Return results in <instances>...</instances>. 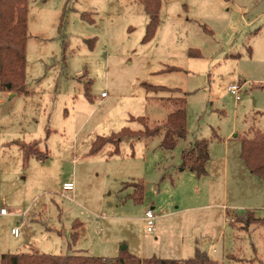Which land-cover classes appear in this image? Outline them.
Masks as SVG:
<instances>
[{"label": "rangeland", "instance_id": "rangeland-1", "mask_svg": "<svg viewBox=\"0 0 264 264\" xmlns=\"http://www.w3.org/2000/svg\"><path fill=\"white\" fill-rule=\"evenodd\" d=\"M146 21L138 0H27L29 94L0 92V140L32 132L46 156L15 166L16 147L0 145V170L6 161L19 168L8 180L2 173L0 210L10 213L0 216V255L71 254L67 243L72 224L79 221L83 231L76 248L83 254L116 258L125 248L140 257L162 240L159 231L154 238L158 203L165 205L162 214L175 208L183 210L181 217L193 214L184 208L196 204L191 199L195 182L176 178L174 171L188 143L209 142L208 166L215 175L226 153L229 161L240 157L238 136L251 137V129L264 134V0H161L159 25L153 38L142 43ZM193 50L199 57L188 56ZM232 85L241 87L238 102L228 91ZM102 93L106 98L101 101ZM178 98L186 101L187 138L173 151L160 148L159 134L123 139L116 155L111 146L88 155L97 136L122 128L142 130L132 117L145 118L149 129L162 125ZM163 174L172 175L173 186H166ZM258 179L252 183L228 176L225 186L221 178L217 181L218 207L210 211L216 214L213 232H221L219 250L221 244L230 252L244 248L246 239L232 237L241 235L230 225L238 216L264 219V204L255 196H238L256 192L264 185ZM70 181L74 194L61 197L62 185ZM138 181L144 194L142 203L135 204L128 196L136 188L124 185ZM224 188L228 201L240 207L234 210L239 214L223 220ZM11 204L28 216L11 214ZM150 207L153 233L143 220ZM247 210L254 216L243 214ZM16 227L14 238L10 232ZM221 262L228 264L225 258Z\"/></svg>", "mask_w": 264, "mask_h": 264}, {"label": "trees", "instance_id": "trees-1", "mask_svg": "<svg viewBox=\"0 0 264 264\" xmlns=\"http://www.w3.org/2000/svg\"><path fill=\"white\" fill-rule=\"evenodd\" d=\"M226 2L228 0H225ZM143 7V12L147 17L145 35L142 43L150 41L159 25V11L161 0H138ZM83 19L87 15H82ZM89 20V19H88ZM89 21H93L90 19ZM26 41H27V0H0V92H9L13 95H27L26 89ZM189 57H199V52L193 50L188 53ZM174 71L176 68H169ZM90 85V82H88ZM85 96L90 99L88 89H85ZM176 109L171 112L166 121L153 129L145 125V118L133 117L130 120H137L143 125L139 131H130L128 128H122L109 136H97L88 151V155L98 154L104 147L111 146V155L118 154L119 144L123 139H148L162 134L160 148L164 151H173L178 141H185L187 138V118L186 101L184 98H178L175 101ZM251 137H239L241 144L240 159L244 162L249 173L259 179H264V134L258 130L251 129ZM48 135V130H47ZM17 146L23 155V164L25 165L31 157H44L45 154L38 150L36 141L31 143L17 142ZM209 160V142L198 140L191 143L181 152V162L176 171L182 173L187 171L194 174L197 178L206 175V163ZM131 185L136 188V192L129 195L128 198L135 204L143 201L144 186L138 182L126 183L124 187ZM243 214H250L246 212ZM238 216L234 222L240 224L241 230H246L250 225L263 226L264 220L254 217L242 219ZM237 220V221H236ZM70 242L67 245L71 249L76 245L80 238L81 223L75 221L72 224ZM78 226V227H77ZM0 264H220L208 256V254L195 249L192 257L183 260L161 259L150 257L140 259L129 254L125 248L120 251L116 258H101L89 256L86 254H66V255H48L43 253L32 254H2L0 255Z\"/></svg>", "mask_w": 264, "mask_h": 264}, {"label": "crops", "instance_id": "crops-1", "mask_svg": "<svg viewBox=\"0 0 264 264\" xmlns=\"http://www.w3.org/2000/svg\"><path fill=\"white\" fill-rule=\"evenodd\" d=\"M26 89H27V86H26ZM1 93L10 94L9 92H1ZM28 94H29V91H28ZM17 96H20V95H17ZM104 98H106V96ZM104 98H101L100 100L102 101V99ZM22 132L18 133L17 136L11 134V136L8 139L2 138V140H0L1 146L6 144V146L9 145V146L16 147V155H15L16 159H15V164H14L15 166L21 165L20 162L24 166L23 155L19 147L17 146V142L28 144V143L36 141L38 143L37 141L38 138L37 136H34L35 135L34 133L27 132L26 134H23ZM50 132H51L50 129H48V135L46 132V139H48ZM37 133H38V130H37ZM190 144L191 143H188L185 148H187L188 145ZM209 161L210 159L208 160L205 166L206 175L200 178H197L194 174L189 173L187 171H184L182 173L177 172L176 169L180 165V163L177 167H175L174 171H175V176L177 175L176 178H183L189 181L193 180L195 182L194 184L196 186L195 187L196 196L194 198H191V197L190 198L194 199V202H196V204L194 203L193 207L184 208V210H187L189 213H193V214L190 216L188 215L189 217H186V214H184V217H181L179 215L181 214L183 210L182 209L178 210V208H175L172 212L170 211L167 214L166 213L162 214L164 213L165 205H161L160 203H158L157 207L159 209V213L161 214H158L157 216L160 222H159V226L157 227V234L154 238H155V241H157L158 231H159L161 232L160 237L162 238V240L157 241V243L159 242V244H156V245L154 244L151 251L148 249L146 252H144V254H140V257L138 256L136 257L140 259H147V258L154 256V257L161 258V259L183 260V259L192 257L195 252V249L199 248L200 250L205 251L209 257L216 260L218 263H220L222 259L225 258L228 264H253V263L264 264V225L255 226L253 224L249 226L246 230H241L236 227L237 224L233 226V223H234L233 221V223L230 225L235 229V231L241 233V235L237 234L232 237L234 239L236 237H239L240 240L246 239L247 241L244 244V248L239 247V249H237L236 247H234L233 248L234 250H231L230 252V251L225 250L221 244V248L219 250L218 243H219L221 232L216 234L215 229L213 232V228H214L213 221L215 220L216 214L215 213L213 214V212L210 211L214 209V207H218L217 205H215L214 199L218 195L217 181L220 178L222 179L224 186L226 185L228 176L239 179L241 181H247V182H252V183H255L254 180H257L258 178L249 173L247 167L245 166L244 162L240 159V157H238L237 159L233 157L229 161L228 153H226L225 156L219 160V164H218L219 169L215 175L212 174V171L210 167L208 166ZM6 162L3 164V165L6 164L5 169L2 168V170H0V184H2L1 180H3L2 173L3 175L5 173V180H8V178L12 176L11 172L16 173V171H19V168L14 169L10 167V164ZM165 180L166 182H168L166 186H169V182L173 186L174 180L172 179V175L163 174L162 181L165 182ZM65 183H73V182L70 181V182H65ZM262 183L264 184V182ZM73 185L75 189V184L73 183ZM74 189H73V192L68 194L67 196L74 194ZM255 190L256 192L254 193H252L253 192L252 191L248 193L246 192V193L238 194L239 200L252 199L253 196H255L257 202H261L262 204H264V185H259V187H257ZM231 202H232L231 200L230 202L228 201L226 188H224V190L222 191V203L219 206L221 210V219L223 220L226 219V217L229 216L230 213H232V216L239 214V213H235L234 210L240 206L236 207L233 204H231ZM226 204L228 206H226ZM12 205L13 204L9 206V210L13 211L11 212V214H14L15 216L16 215L22 216L23 214L22 217L25 216V218L28 216L24 214L25 211H23L24 209H22L21 206H18V205L12 206ZM147 205L149 206V204ZM1 207H4V206H1ZM252 207L254 208V206ZM150 208L154 212V208L152 207ZM18 209H21V210H18ZM27 211H29V209ZM247 212H250V211L247 210ZM9 213L10 212L8 211V214ZM7 215H0V216L6 217ZM166 217H170V219L172 220L170 224L164 223L165 219H167ZM176 218L180 220H176ZM256 219H262V218H256ZM82 231H83V224L81 223L80 238L82 236ZM72 232L73 231L71 230L70 235L72 234ZM13 237L15 238V236ZM69 242L70 241H68V243ZM76 246L77 245L72 247L73 253L71 254H83L82 253L83 250L77 249ZM244 250H248L249 254L247 255L249 256L247 257L244 256ZM141 252H142V249H141ZM217 256H219L220 259H217L216 258Z\"/></svg>", "mask_w": 264, "mask_h": 264}, {"label": "built area", "instance_id": "built-area-1", "mask_svg": "<svg viewBox=\"0 0 264 264\" xmlns=\"http://www.w3.org/2000/svg\"><path fill=\"white\" fill-rule=\"evenodd\" d=\"M240 90H241V87L240 86L238 87L235 85H232L228 88V91L235 97V100L237 102L240 99V97H239L240 92H241ZM105 96H106V94L102 93L100 98H104ZM73 189H74L73 183H64L62 185V188H61V197H66L68 194L73 192ZM7 214H8V210H6L5 208L0 210V215H7ZM22 216H23V214H22ZM143 219H144V222L146 224V231L148 233H153L154 229H155V224H154L155 214L151 208H148L145 211ZM18 231H19L18 227L13 228L11 230V234L16 237L18 235Z\"/></svg>", "mask_w": 264, "mask_h": 264}]
</instances>
